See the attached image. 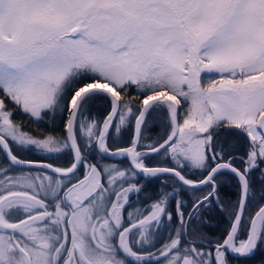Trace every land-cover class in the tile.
Masks as SVG:
<instances>
[{
	"label": "snow or ice",
	"instance_id": "6c2138e0",
	"mask_svg": "<svg viewBox=\"0 0 264 264\" xmlns=\"http://www.w3.org/2000/svg\"><path fill=\"white\" fill-rule=\"evenodd\" d=\"M0 264H264V0H0Z\"/></svg>",
	"mask_w": 264,
	"mask_h": 264
},
{
	"label": "trees",
	"instance_id": "16d2710c",
	"mask_svg": "<svg viewBox=\"0 0 264 264\" xmlns=\"http://www.w3.org/2000/svg\"><path fill=\"white\" fill-rule=\"evenodd\" d=\"M105 111L104 107L101 105H97L93 107L92 112L94 115L101 116V114ZM15 118L17 120L25 121L27 123V117L23 116L21 113H16ZM57 124L59 125V121H57ZM164 127L163 124V118H157L153 116L149 120V125L147 129V135L151 137H155L158 134L161 133L162 128ZM46 130H51V128L47 125H45ZM56 131H61L59 127H57ZM131 133L125 132L123 136L121 137V140L123 142V145H127L129 142V137ZM255 180V177H254ZM257 191H259V188L257 187ZM219 195L222 202H226L227 204L233 201L236 198V188L235 183H226L223 187L219 189ZM204 219L207 220L206 224L200 225V228L203 232L207 233L210 237L219 235L222 233L227 226V218L226 216L221 213V211L213 204L212 207L209 209H206L204 211Z\"/></svg>",
	"mask_w": 264,
	"mask_h": 264
},
{
	"label": "flooded vegetation",
	"instance_id": "af4514ba",
	"mask_svg": "<svg viewBox=\"0 0 264 264\" xmlns=\"http://www.w3.org/2000/svg\"><path fill=\"white\" fill-rule=\"evenodd\" d=\"M22 155H23V158L29 159V160H34V161H39V160L43 159V157L38 153L25 152ZM52 162L57 163L58 161H52ZM158 190H159L158 183H156V182L149 183V184H147L146 191L144 194H142V196L145 194L146 195H154L156 192H158ZM135 199L136 198L133 197V200H135Z\"/></svg>",
	"mask_w": 264,
	"mask_h": 264
},
{
	"label": "rangeland",
	"instance_id": "374dc122",
	"mask_svg": "<svg viewBox=\"0 0 264 264\" xmlns=\"http://www.w3.org/2000/svg\"><path fill=\"white\" fill-rule=\"evenodd\" d=\"M225 204H227V203L225 202Z\"/></svg>",
	"mask_w": 264,
	"mask_h": 264
}]
</instances>
